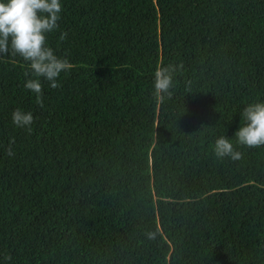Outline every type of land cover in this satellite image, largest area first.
Segmentation results:
<instances>
[{"label": "trees", "instance_id": "1", "mask_svg": "<svg viewBox=\"0 0 264 264\" xmlns=\"http://www.w3.org/2000/svg\"><path fill=\"white\" fill-rule=\"evenodd\" d=\"M61 3L48 44L71 68L43 107L0 56V264H264V146L235 138L264 100V0ZM181 63L157 101L155 68Z\"/></svg>", "mask_w": 264, "mask_h": 264}, {"label": "clouds", "instance_id": "2", "mask_svg": "<svg viewBox=\"0 0 264 264\" xmlns=\"http://www.w3.org/2000/svg\"><path fill=\"white\" fill-rule=\"evenodd\" d=\"M63 5L61 0H0V56L19 55L30 62L31 76L25 87L36 94V103L41 107L43 101L42 80L50 82L51 88L61 85L58 77L67 72L71 64L66 57L58 56L48 44V34L58 28ZM67 38V32H62L60 40ZM183 64L158 65L154 70V92L157 101L171 97L174 75ZM25 71V76H29ZM12 122L18 128L31 131L34 116L17 108L12 113ZM236 143L248 147L264 146V100H257L247 104L242 111V123L235 134ZM14 142V141H13ZM212 151L217 159L230 158L233 161L243 158V153L234 146L227 136H219ZM9 155H12L11 144ZM147 239L154 240L156 232L146 233ZM10 260L11 256L5 257Z\"/></svg>", "mask_w": 264, "mask_h": 264}]
</instances>
